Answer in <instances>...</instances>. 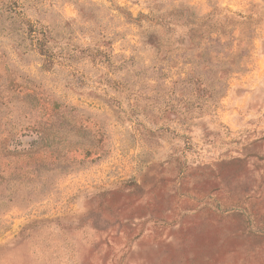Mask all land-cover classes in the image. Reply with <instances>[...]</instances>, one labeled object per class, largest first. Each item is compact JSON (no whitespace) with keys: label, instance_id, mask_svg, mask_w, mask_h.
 Instances as JSON below:
<instances>
[{"label":"rangeland","instance_id":"374dc122","mask_svg":"<svg viewBox=\"0 0 264 264\" xmlns=\"http://www.w3.org/2000/svg\"><path fill=\"white\" fill-rule=\"evenodd\" d=\"M0 264H264V0H0Z\"/></svg>","mask_w":264,"mask_h":264},{"label":"trees","instance_id":"16d2710c","mask_svg":"<svg viewBox=\"0 0 264 264\" xmlns=\"http://www.w3.org/2000/svg\"><path fill=\"white\" fill-rule=\"evenodd\" d=\"M40 46H44L42 42H38ZM45 66H48V63L46 61L43 62Z\"/></svg>","mask_w":264,"mask_h":264}]
</instances>
